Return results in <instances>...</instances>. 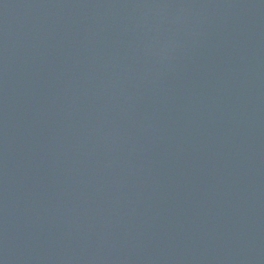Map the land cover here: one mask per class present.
Returning a JSON list of instances; mask_svg holds the SVG:
<instances>
[{"label": "water", "instance_id": "water-1", "mask_svg": "<svg viewBox=\"0 0 264 264\" xmlns=\"http://www.w3.org/2000/svg\"><path fill=\"white\" fill-rule=\"evenodd\" d=\"M0 264H264V0H0Z\"/></svg>", "mask_w": 264, "mask_h": 264}]
</instances>
